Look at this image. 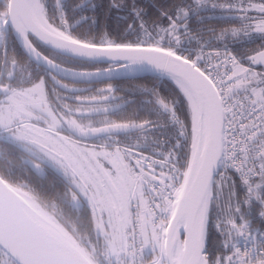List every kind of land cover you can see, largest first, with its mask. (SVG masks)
<instances>
[{"label":"snow or ice","instance_id":"obj_1","mask_svg":"<svg viewBox=\"0 0 264 264\" xmlns=\"http://www.w3.org/2000/svg\"><path fill=\"white\" fill-rule=\"evenodd\" d=\"M0 264H264V0H0Z\"/></svg>","mask_w":264,"mask_h":264}]
</instances>
